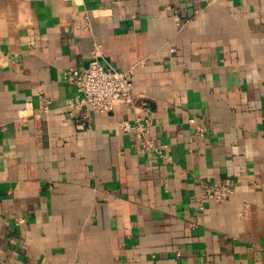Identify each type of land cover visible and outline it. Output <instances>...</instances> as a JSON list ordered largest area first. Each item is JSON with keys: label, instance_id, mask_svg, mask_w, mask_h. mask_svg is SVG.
I'll return each mask as SVG.
<instances>
[{"label": "crops", "instance_id": "1", "mask_svg": "<svg viewBox=\"0 0 264 264\" xmlns=\"http://www.w3.org/2000/svg\"><path fill=\"white\" fill-rule=\"evenodd\" d=\"M97 43L169 161L65 108ZM0 264H264V0H0Z\"/></svg>", "mask_w": 264, "mask_h": 264}, {"label": "built area", "instance_id": "2", "mask_svg": "<svg viewBox=\"0 0 264 264\" xmlns=\"http://www.w3.org/2000/svg\"><path fill=\"white\" fill-rule=\"evenodd\" d=\"M175 16L178 17V14ZM101 49V44H95L93 59L87 67H71L64 72V81L75 90L74 95L66 99L65 108L71 113L79 112L77 118L79 129L90 130L97 113L110 112L117 105L127 106L135 113V117L119 121V127L135 138L141 151L153 153L169 161V144L150 136L152 118L149 101L134 92L135 65L125 70L105 67L100 61ZM174 50L171 48V51ZM47 104L48 101H45L43 111L48 110ZM189 121L195 125V136L203 137L207 130L206 125L198 122L196 117L190 118ZM202 187L203 195L199 198L200 202L204 200L221 202L235 194L230 179L203 181Z\"/></svg>", "mask_w": 264, "mask_h": 264}]
</instances>
